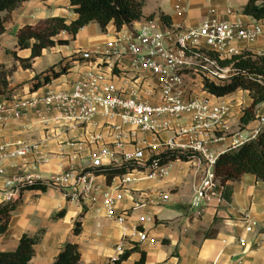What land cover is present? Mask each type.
<instances>
[{"label":"crops","instance_id":"crops-1","mask_svg":"<svg viewBox=\"0 0 264 264\" xmlns=\"http://www.w3.org/2000/svg\"><path fill=\"white\" fill-rule=\"evenodd\" d=\"M139 1L142 13L139 20L119 30L109 22L103 32L95 23L83 26L74 36L60 32L55 38L67 39L66 44L44 48L30 69L18 67L9 77L10 93L0 95V145H7L6 151L0 152V202L6 200L15 185L28 179L50 180L65 171L78 173L93 168L89 152H96L97 146L102 144L109 149L105 159L120 164L125 154L137 149L144 152L145 161L170 147H184L192 139L188 116L171 121L168 128L157 133L130 137V126L120 125L116 117H104L100 110L89 121L76 123L38 102L48 91H68L85 72L99 70L109 74L118 86L140 82L146 91L143 99L156 103L157 78L134 62L125 41L147 22L161 31L174 32L197 27L210 16L256 32L252 39H231L221 58L243 50L264 54V24L242 13L247 0ZM161 15L169 20V25L160 19ZM52 16H62L69 21L76 15L68 0H26L14 9L3 23L5 30L0 34V63H13L11 51L19 57H27L29 49L16 47L17 30ZM172 39L170 35L164 40L171 43ZM114 46L117 55L110 50ZM79 57L82 59H77ZM61 62H68L67 73L51 78L36 90L29 89L34 82L42 80L49 67L60 68ZM224 70L225 75H231L229 67ZM186 75H179L183 86L176 90L225 107L220 123L208 132L210 137L221 134L209 140L205 156L214 160L226 149L255 136L264 121V101L256 106V119L239 129L241 110L251 102L248 92L236 90L215 97L202 90L201 77L190 79L189 85ZM193 80L197 81L195 88ZM18 149L24 153L7 155ZM164 168L166 174L162 178L149 176L143 169L116 176L110 184L102 175H94L91 182L96 186V193L89 191L78 198L73 197L72 179L44 192L25 191L21 195L22 205L13 212L6 231L0 235V250L14 249L23 233L33 235L44 229L41 240L34 246L31 258L34 264H53L65 242L77 244L79 264L108 263L133 248L135 251L122 264H137L139 251L144 252L142 264H264V183L256 181L252 173L244 172L231 182L229 201L221 199L222 188L217 181H214L210 196L195 200V191L208 165H200L195 159L174 160ZM123 177L127 181L122 182ZM102 191H111L116 197L114 211L126 215L121 224L105 216L99 199L90 202L89 196H98ZM62 209L63 216L53 218ZM77 220L81 231L74 235L72 231ZM139 233L145 235L144 240H139Z\"/></svg>","mask_w":264,"mask_h":264},{"label":"built area","instance_id":"built-area-1","mask_svg":"<svg viewBox=\"0 0 264 264\" xmlns=\"http://www.w3.org/2000/svg\"><path fill=\"white\" fill-rule=\"evenodd\" d=\"M170 35L173 38L172 42L165 43V37ZM255 35V31L243 30L240 25L228 24L210 16L203 19L197 27L174 32L161 31L149 21L139 29H135L125 41L128 52L134 57V62L140 63L150 71L152 76L157 78L156 85L159 88V94L156 103L143 99L146 91L142 89L140 82H132L127 87L118 86L109 74L99 70L85 72L71 84L68 91H48L38 99V102L44 103L46 108L56 110L66 120L76 123L89 121L100 110L104 117L108 119L116 117L120 125L130 126L131 129L128 134L130 137H136L137 134L157 133L168 128L171 121L182 116H188L190 130L193 132L192 139H189L184 147H168V150L191 149L205 156V142L215 139L216 136L215 134V136L210 137L208 132L214 130L220 123L225 107L220 103L210 102L207 98L186 96L185 92L176 90L183 86L179 77V75H183V72H179V70L186 66L189 63L188 58L193 56L204 63L202 67L206 71L202 73L205 77L213 76L216 82L222 83L229 77L225 75V67H218L215 61L205 54V50L214 51L221 57L222 51L231 39L235 37L252 39ZM186 49H194L196 52L192 55H186ZM110 50L117 55L115 46ZM208 65H211V68H207ZM35 102L30 101L29 103ZM20 105H25V102L20 103ZM113 128L116 129L117 127L114 125ZM96 140L98 137L95 138ZM6 147L7 145H0V152L4 153ZM97 147L99 148L96 152H89L91 167L111 165L112 161L105 159L109 155V149L106 145L102 144ZM23 153V150L18 149L15 152L7 153V155L13 156ZM144 156V152L137 149L133 153L125 154L121 163L136 161L142 164L148 160L144 161ZM205 158L208 161V168H206L195 191V200L210 196L214 181H216L210 168V166L213 167L215 159L212 160L209 156H205ZM164 166L165 164L161 165L152 161L144 169L149 176L163 177L166 174ZM93 176L91 171L84 170L78 173L65 171L53 179L41 181L47 182L50 188H56L66 180L72 179L75 186L73 197L78 198L80 194L85 195L89 191L96 193V186L91 182ZM32 180L40 179H28L25 182L30 183ZM121 181L125 182L127 178L123 177ZM15 186L7 194L6 200L13 198L18 193ZM64 195L69 197L67 193ZM88 198L92 203L99 199L105 210V216L110 220L119 224L125 220L126 215L124 213L114 211L116 197L111 191H102L98 196L92 195ZM193 204H196V201ZM138 237L141 241L145 239L143 233H139ZM116 259L112 258L110 262Z\"/></svg>","mask_w":264,"mask_h":264},{"label":"trees","instance_id":"trees-1","mask_svg":"<svg viewBox=\"0 0 264 264\" xmlns=\"http://www.w3.org/2000/svg\"><path fill=\"white\" fill-rule=\"evenodd\" d=\"M26 0H0V34L5 30L3 23L10 18V13ZM72 12L76 15L74 19L67 20L62 16H52L39 19L34 24L21 26L16 32V47L18 49H29L27 57H19L15 51H11L13 63L7 65L0 63V95L8 96L10 93L9 77L18 68L30 69L33 60L41 55L44 48L55 44H66L67 39H56L60 32H67L74 36L77 31L89 23H95L98 29L103 32L109 22H112L116 30L123 25L130 24L142 17L141 2L139 0H68ZM242 13L254 20L264 24V0H247L242 7ZM150 18V17H147ZM160 19L169 25V20L164 15ZM194 49H186V55H192ZM205 54L214 60L220 68L229 67L231 75L222 83L212 81L208 77H202V90L215 97H223L236 90H246L251 98L248 106L241 110L239 117V129L256 119V106L264 101V54L253 53L243 50L233 53L228 57H219L214 51L205 50ZM74 56L71 60H74ZM77 59H82L81 57ZM60 68L49 67L41 81H36L30 86V90H36L41 85L50 82L68 72V62H61ZM114 71V70H113ZM220 136L221 133H215ZM193 151L183 152L178 150H165L158 154L151 155L145 163L127 161L120 164L99 166L85 171H91L94 175H102L107 184L111 180L133 170H143L150 162L156 161L159 164H166L170 161H188L194 158ZM213 177L221 186V199L227 201L231 198V182L238 180L244 172L252 173L255 180L264 183V121L257 130L255 136L241 144L230 147L220 153L214 160ZM17 195L14 198L0 202V235H2L9 224L13 212L22 205L21 195L25 191L39 190L46 191L49 186L47 182L32 180L30 183H18ZM68 198V197H67ZM64 210L58 211L53 218L63 216ZM216 219V217H215ZM80 221L74 223L73 234L78 235L81 231ZM44 229H39L35 234L23 233L12 250H0V264H34L31 258L34 255V246L39 243ZM135 248L122 252L116 260L104 264H122ZM140 252L137 264H142L144 252ZM80 253L77 244L65 242L54 257L53 264H79Z\"/></svg>","mask_w":264,"mask_h":264},{"label":"rangeland","instance_id":"rangeland-1","mask_svg":"<svg viewBox=\"0 0 264 264\" xmlns=\"http://www.w3.org/2000/svg\"><path fill=\"white\" fill-rule=\"evenodd\" d=\"M188 61H189V63L186 66H184L182 69L179 70V72H183V73L187 74L186 77H185L186 78V80H185L186 83L189 82V85H190L191 84L190 79H198V77H201V81H202V77L204 75H201V73L206 71L202 67L204 65V63H202L201 61H198V59H196L193 56H190L188 58ZM210 66L211 65H208L207 68H211ZM208 78L211 79L212 81H215L213 76L208 77ZM192 85L195 88V86H197V81L193 80L192 81ZM197 93H198V91H197ZM204 146H205V149L208 150V148H209V140H207L205 142ZM175 150L183 151V152L193 151L196 155L192 159L197 160L199 162V164L203 165V166H206V164L208 163V161L205 158V156H203V154H201V153H198L196 150H191V149L190 150L189 149L188 150L175 149Z\"/></svg>","mask_w":264,"mask_h":264}]
</instances>
